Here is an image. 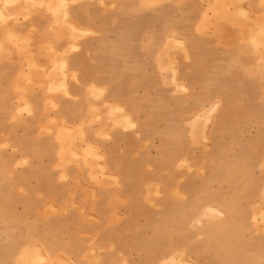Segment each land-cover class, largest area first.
Instances as JSON below:
<instances>
[{"label": "rangeland", "instance_id": "374dc122", "mask_svg": "<svg viewBox=\"0 0 264 264\" xmlns=\"http://www.w3.org/2000/svg\"><path fill=\"white\" fill-rule=\"evenodd\" d=\"M10 7L23 20L45 12L70 43L49 47L50 69L32 51L25 73L9 69ZM0 10V264H74L64 223L89 239L99 211L117 229L119 264H264V18L250 0H0ZM82 43L95 52L84 78L122 101L99 86L86 109L68 96ZM88 261L103 264L96 249Z\"/></svg>", "mask_w": 264, "mask_h": 264}, {"label": "crops", "instance_id": "0c3cea01", "mask_svg": "<svg viewBox=\"0 0 264 264\" xmlns=\"http://www.w3.org/2000/svg\"><path fill=\"white\" fill-rule=\"evenodd\" d=\"M251 3V10L257 19H262L264 18V1L263 0H250ZM10 11L15 12L18 14V21L17 22H11L8 23L7 25H4L2 27L1 31L2 34L1 36L5 41H8V34L9 32H16L19 35L18 39V44L17 45H11L10 42H4V47L5 49H10L9 51L13 54L14 56V61L12 64H9V69L14 71L15 75H20V73H25L27 67L30 66V53L34 54V59L36 64L39 67H52V64L54 61H56L59 58V55H55L52 53L49 49V47L52 45L54 49L59 54L64 53L70 44L67 41H62L59 40L58 34L56 31V28L53 27V21L52 19L46 14L45 12H39L30 20H23L22 15L23 9L19 7H10L8 8ZM8 10V11H9ZM74 19L78 23V25L81 28V32H85L87 29L84 21H85V14L89 15V11H85L86 8L83 6H74ZM4 17L3 11L0 10V18ZM35 28L38 33H33L32 29ZM89 29H94L93 26H90ZM75 32H77V29L74 28ZM227 31V30H226ZM226 31L224 32V35L226 37ZM91 32V31H87ZM236 37H246L243 31H237L236 32ZM33 39V44L34 48L33 50H28L25 47L24 39ZM85 43H82L79 47L82 48L81 52L78 51V47L74 49L75 54L71 56L70 60V67H73L72 69H75L74 71L78 73L77 78L71 79L68 81L66 85V92L69 97L74 98L75 100H78L80 102V106L82 108H87L89 103L92 101V88L93 87H98L99 89H102L103 87H106V96L109 102H117V101H122L123 100V93L121 90H117L116 88H113L112 86H103V84H100L97 82L95 78L86 80L84 78V74L82 72L83 68L85 67L84 64L87 61V59H91L94 57L95 52L92 48L90 47H84ZM5 52L3 51L2 57L5 56ZM262 53V51H260ZM54 54V55H53ZM262 55V54H261ZM65 62V61H64ZM63 62V66H64ZM67 64V62H66ZM67 67V66H66ZM64 67V68H66ZM50 69V68H49ZM23 71V72H22ZM36 81H38V84H42L43 80L41 75L39 78L36 77ZM50 85H53L51 83ZM35 90V89H34ZM34 97L36 96H41L40 99L42 100H48L49 97H52L56 99V101H66L68 100L65 95H48L45 91L39 92L35 91L32 93ZM43 96V97H42ZM112 97L110 99L109 97ZM122 110V109H121ZM123 112V110H122ZM130 117V116H129ZM72 118V117H71ZM126 118V117H125ZM131 119V118H130ZM74 120L77 121L76 117L75 119L73 118L71 123H75ZM132 121V120H131ZM95 142V140H93ZM91 146V145H89ZM95 148L94 146H91ZM98 215L101 219V223H91V225L85 227L82 229L85 233H87L90 238L89 239H84L80 235V231H78L75 227L68 226L67 223H64V225L68 228H72L73 233L71 236H69L67 239L63 240L61 250L65 255L70 257V259L76 263V261H79V264H92L91 261H88L90 258V253L93 249H96L98 258L100 261H103L104 264V259L112 257V256H117L119 258L118 264L121 261L120 254H118V247L116 244V234H117V229L116 227H112L110 225V222L108 220V216L106 215L105 212L99 211ZM96 238V239H95ZM123 247L121 249L125 250V253L123 252L122 254H128L130 253L128 249L126 248L125 244H123ZM104 257V258H103ZM88 258V259H87ZM113 264V263H112Z\"/></svg>", "mask_w": 264, "mask_h": 264}, {"label": "bare ground", "instance_id": "6f19581e", "mask_svg": "<svg viewBox=\"0 0 264 264\" xmlns=\"http://www.w3.org/2000/svg\"><path fill=\"white\" fill-rule=\"evenodd\" d=\"M65 1V0H64ZM4 15V14H3ZM86 33H89V32H87V31H85ZM14 35V34H13ZM169 58V57H168ZM169 62V61H168ZM67 66V64H66V61L64 62V67H66ZM61 89V88H60ZM122 108V107H121ZM216 108H217V106L215 105V106H213L212 108H211V110H213V112L216 110ZM129 121V123L131 124V128L132 127H134L135 126V123L133 122V121H131V119H130V117L129 116H126V118H125V121ZM128 123V122H127ZM100 156V155H99Z\"/></svg>", "mask_w": 264, "mask_h": 264}]
</instances>
